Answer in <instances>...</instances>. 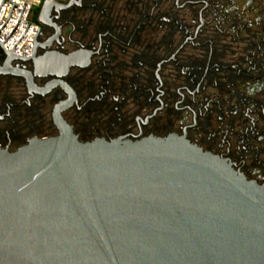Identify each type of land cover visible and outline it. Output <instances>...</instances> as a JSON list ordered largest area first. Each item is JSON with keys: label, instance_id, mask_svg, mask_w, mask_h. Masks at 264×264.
Returning a JSON list of instances; mask_svg holds the SVG:
<instances>
[{"label": "flooded vegetation", "instance_id": "flooded-vegetation-1", "mask_svg": "<svg viewBox=\"0 0 264 264\" xmlns=\"http://www.w3.org/2000/svg\"><path fill=\"white\" fill-rule=\"evenodd\" d=\"M41 19L33 60L12 66L39 91L72 90L61 117L79 141L175 135L264 185V0H53ZM67 100L0 75V127L34 113L0 146L57 136L53 110Z\"/></svg>", "mask_w": 264, "mask_h": 264}, {"label": "water", "instance_id": "water-1", "mask_svg": "<svg viewBox=\"0 0 264 264\" xmlns=\"http://www.w3.org/2000/svg\"><path fill=\"white\" fill-rule=\"evenodd\" d=\"M24 7L0 42V75L22 77L29 93L59 86L68 100L53 110L57 136L0 146V264H264V185L175 135L79 141L61 117L72 90L39 91L12 66L33 60L36 33L29 57L12 55L29 25L3 47ZM62 59L64 72L76 63Z\"/></svg>", "mask_w": 264, "mask_h": 264}, {"label": "built area", "instance_id": "built-area-1", "mask_svg": "<svg viewBox=\"0 0 264 264\" xmlns=\"http://www.w3.org/2000/svg\"><path fill=\"white\" fill-rule=\"evenodd\" d=\"M48 0H4L0 8V28L6 21L11 5L16 4V8H12L7 23L0 31V42H3L15 27L17 19L20 15L23 5H25L21 17L14 32L3 44L6 51H10L19 38L22 36L27 25L28 29L17 45L14 47L12 55L20 57H29L32 51V39L37 31L36 17L42 4ZM1 3V0H0ZM35 40V39H34Z\"/></svg>", "mask_w": 264, "mask_h": 264}, {"label": "trees", "instance_id": "trees-1", "mask_svg": "<svg viewBox=\"0 0 264 264\" xmlns=\"http://www.w3.org/2000/svg\"><path fill=\"white\" fill-rule=\"evenodd\" d=\"M33 116L34 113L32 111V108L25 109L21 112L15 110L11 114V119L6 121L5 124H3L0 127V132L1 133L5 131L15 132V133L16 131L25 132L30 128Z\"/></svg>", "mask_w": 264, "mask_h": 264}]
</instances>
